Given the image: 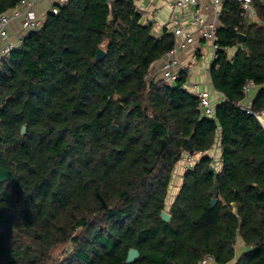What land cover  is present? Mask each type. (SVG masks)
<instances>
[{"label": "trees", "instance_id": "trees-1", "mask_svg": "<svg viewBox=\"0 0 264 264\" xmlns=\"http://www.w3.org/2000/svg\"><path fill=\"white\" fill-rule=\"evenodd\" d=\"M21 2L0 0V14ZM255 5L261 23L242 16L237 0L225 3L211 69L224 100L212 117L184 74L173 83L150 77L176 39L144 23L135 0L59 4L5 54L0 264H127L131 248L140 251L131 264H200L207 256L264 264V128L244 105L253 81L250 107L264 111V1ZM100 47L107 54L97 61ZM216 144L221 166L207 154ZM184 153L201 156L165 222ZM67 244L70 252L53 259Z\"/></svg>", "mask_w": 264, "mask_h": 264}, {"label": "crops", "instance_id": "crops-1", "mask_svg": "<svg viewBox=\"0 0 264 264\" xmlns=\"http://www.w3.org/2000/svg\"><path fill=\"white\" fill-rule=\"evenodd\" d=\"M62 1L63 0H38L35 5V11L40 18L44 19L47 13L49 11H52L53 8L57 5L62 4ZM200 1V8L202 9V11L204 13L210 14L211 9L209 0ZM226 1L227 0H225V2ZM135 4L142 14L143 22L147 24H152L158 36H162L164 32L173 33L171 30V25L174 19H178L180 21V24L184 26L183 34L177 36L175 35V44L179 46L180 51L178 53V63L175 66L174 71L178 74H184L186 76V89L190 91L193 86H197L199 92L207 93L209 97V102L214 108L215 112L216 107L224 100V95L214 87L211 79V69L213 67L212 44L209 40L201 38L198 28L196 26H192L189 23L192 17V13L195 11L196 7L180 8L172 4L170 0H135ZM246 19L250 22L261 23L257 10L256 14L253 17H247ZM9 30L12 34L13 41L17 43L18 40L24 35L21 19H16L12 21L9 26ZM190 39L192 40L191 42H189ZM236 50V46L229 48V56H233ZM1 56L4 57L5 53L4 45L0 42V57ZM163 62L164 58L157 61L153 65L151 69V78H164V72L162 70ZM0 66V68H2V62H0ZM256 92L257 87L247 93V97L244 100V105L251 106ZM207 154L215 155L217 157V164L221 166V148L219 147V144H216V146L212 150L207 152ZM200 156L201 154L199 153L194 155L193 157L195 161H198ZM183 163L185 164V162ZM184 175L185 171L181 175V184L177 191H180L181 189V186L184 181ZM173 201L174 200H172L171 203H173ZM239 245H242L241 241H239ZM242 250H244V248H242ZM200 264L215 263L201 262Z\"/></svg>", "mask_w": 264, "mask_h": 264}, {"label": "built area", "instance_id": "built-area-1", "mask_svg": "<svg viewBox=\"0 0 264 264\" xmlns=\"http://www.w3.org/2000/svg\"><path fill=\"white\" fill-rule=\"evenodd\" d=\"M38 0H22L21 4L18 6L5 11L0 14V42L4 45V53H9L14 49L23 39L24 35L38 30L43 23V19L38 16L35 11V5ZM69 0H63L62 4L68 2ZM172 4L177 7H196L195 11L192 13L190 24L196 26L199 30L201 38L207 39L211 42L213 48V64L219 58L220 46L217 43V32L221 25V17L223 15L225 0H209L210 2V14L204 13L201 7L200 0H170ZM240 5L241 15L245 18L253 17L256 14V0H237ZM264 1V0H260ZM54 12H57V7L53 8ZM16 19H21L22 28L24 35L15 43L12 39V34L9 30V26L12 21ZM171 30L174 35H182L184 31V26L180 24L178 19H174L171 25ZM192 40L190 39L189 42ZM180 51L179 46L175 44L173 49L168 51L164 56V62L162 70L164 72V79L173 83L179 76L177 72L174 71L175 66L178 63V53ZM3 61V56L0 57V62ZM151 76V72H150ZM256 87L253 81H248L244 87L245 92L249 93L252 89ZM195 92L200 98V108L202 113L206 116H214V108L209 102L208 94L205 92H199L197 86H193L190 90ZM250 113L255 114L260 123L264 128V111L255 112L250 106L245 107ZM216 161L215 157H212ZM182 162H185L187 168L192 166L196 161L190 153H184L182 157ZM211 256L205 257L202 263L213 262Z\"/></svg>", "mask_w": 264, "mask_h": 264}, {"label": "water", "instance_id": "water-1", "mask_svg": "<svg viewBox=\"0 0 264 264\" xmlns=\"http://www.w3.org/2000/svg\"><path fill=\"white\" fill-rule=\"evenodd\" d=\"M239 39H238V45L241 46L245 43V39H246V36L245 34L243 33H239L238 35ZM106 50L102 47H100L98 50H97V54H96V60L97 61H100V60H103L105 57H106ZM117 128L116 125L113 126V130H115ZM22 132L23 134L26 133V126H24L22 128ZM189 146L191 147V142L189 141ZM214 197L212 198L211 200V205L214 206L217 201H218V198H217V195H218V186L216 185L214 187ZM161 217L162 219L165 221V222H170L171 219H172V215L169 213V211L167 209H164L162 210L161 212ZM140 257V251L137 249V248H131L129 250V253H128V256H127V259H126V263L127 264H131V263H134L135 261H137Z\"/></svg>", "mask_w": 264, "mask_h": 264}, {"label": "rangeland", "instance_id": "rangeland-1", "mask_svg": "<svg viewBox=\"0 0 264 264\" xmlns=\"http://www.w3.org/2000/svg\"><path fill=\"white\" fill-rule=\"evenodd\" d=\"M1 67V66H0ZM186 164L183 162H179L173 172V178L171 181L170 189H169V194H168V199H167V207L168 208L171 205L172 200L175 199L176 195L178 194L179 191V186L181 184V175L186 172L188 168H186ZM177 193V194H176ZM70 252V247L67 245H62L59 246L55 249L52 250L51 256L53 259H62L64 258L68 253Z\"/></svg>", "mask_w": 264, "mask_h": 264}]
</instances>
